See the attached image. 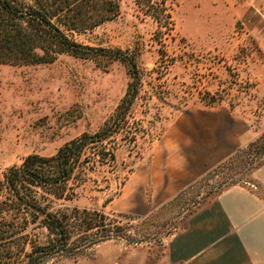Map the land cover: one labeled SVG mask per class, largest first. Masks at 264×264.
I'll list each match as a JSON object with an SVG mask.
<instances>
[{"label":"rangeland","instance_id":"obj_1","mask_svg":"<svg viewBox=\"0 0 264 264\" xmlns=\"http://www.w3.org/2000/svg\"><path fill=\"white\" fill-rule=\"evenodd\" d=\"M115 1L114 17L68 32L90 47L88 56L63 52L52 62L0 63V179L29 154L52 156L111 123L132 80L127 57L139 78L137 96L120 129L88 147V180L73 187L69 202L115 219L122 230L108 240L121 248L133 238L162 246L194 208L247 180L264 159V0ZM219 109L243 120L253 139L175 200L148 214L127 211L125 184L149 163L155 144L171 129L189 126L195 111ZM102 149L115 159L98 162ZM1 199L2 225L27 224L30 233L0 241V264H28L48 231L36 222L18 224L17 212ZM94 232L72 236L65 251L42 264H78L107 241L89 245Z\"/></svg>","mask_w":264,"mask_h":264},{"label":"crops","instance_id":"obj_2","mask_svg":"<svg viewBox=\"0 0 264 264\" xmlns=\"http://www.w3.org/2000/svg\"><path fill=\"white\" fill-rule=\"evenodd\" d=\"M191 116L189 126L171 129L155 144L149 163L133 172L124 189L127 211L148 214L171 202L253 139L243 120L226 109ZM78 264H264V159L247 180L194 208L162 246L121 248L107 240Z\"/></svg>","mask_w":264,"mask_h":264},{"label":"trees","instance_id":"obj_3","mask_svg":"<svg viewBox=\"0 0 264 264\" xmlns=\"http://www.w3.org/2000/svg\"><path fill=\"white\" fill-rule=\"evenodd\" d=\"M118 10L115 0H0V63L52 62L63 52L88 56L90 47L71 38L68 32L92 29L114 17ZM122 58L132 80L111 123L94 134L66 142L52 156L29 154L20 166L9 168L0 179L1 202H10V210L16 211L21 219L18 224L36 222L48 231L47 239L36 245L41 251L36 254L34 248L29 253L28 264H42L48 256L65 251L70 238L83 236V231L96 229L88 242L93 245L114 238L122 230L104 211L69 202L74 195L73 187L88 180L85 167L88 147H96L120 129L137 96L140 83L135 66L132 60ZM109 155L115 159L110 151L102 149L98 162L103 163ZM3 217L1 211L0 219ZM15 226L5 227L0 221V241L12 234L29 235L27 224L18 229ZM9 228L15 231L10 233ZM130 242L143 241L133 238Z\"/></svg>","mask_w":264,"mask_h":264}]
</instances>
